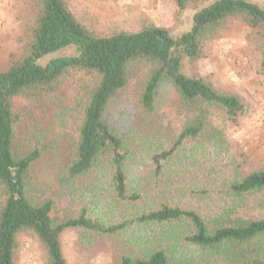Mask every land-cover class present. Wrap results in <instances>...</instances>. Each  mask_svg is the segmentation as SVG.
<instances>
[{"label":"trees","instance_id":"16d2710c","mask_svg":"<svg viewBox=\"0 0 264 264\" xmlns=\"http://www.w3.org/2000/svg\"><path fill=\"white\" fill-rule=\"evenodd\" d=\"M183 8L188 0H174ZM32 22L25 31L22 53L0 71V264H14L16 236L31 230L46 248L47 264H68L60 246L66 228H83L103 235L131 234L119 264H264V217L220 215L211 224L196 209L157 201L149 204L151 186L131 189V142L154 139L138 125L120 126L108 111L118 93L127 85L136 63L147 67L137 103L144 114L155 113L160 87H172L179 98L185 120L167 147L143 151L151 154L153 175L159 176L175 155L190 143L194 150L224 145V132L208 120L210 107L223 110L232 122L244 112V104L233 94L218 91L210 82L184 73L186 61L197 59L204 42L222 24L239 19L262 31L261 67L264 73V7L248 0H215L197 10L190 29L172 35L166 28L146 26L135 32L117 31L98 36L85 28L64 0H30ZM72 48V53L39 60L54 52ZM71 69L85 70L97 77L82 107L74 159L68 175L85 177L98 169L111 168L109 185L99 203L103 207L122 205L129 215L106 224L89 217L84 208L75 217L54 221L53 200L32 203L26 195L31 164L37 148L22 153L14 148L20 115L17 97L33 98L52 90ZM142 147H145L144 144ZM128 162V163H127ZM264 190V167L231 180L228 192L245 198ZM145 204L140 210L139 204ZM189 222L181 237V250L163 233L177 224ZM162 232V233H161Z\"/></svg>","mask_w":264,"mask_h":264},{"label":"rangeland","instance_id":"374dc122","mask_svg":"<svg viewBox=\"0 0 264 264\" xmlns=\"http://www.w3.org/2000/svg\"><path fill=\"white\" fill-rule=\"evenodd\" d=\"M215 0H188L181 8L174 0H64L75 18L91 33L111 35L117 31L135 32L146 26L166 28L176 36L190 29L193 14ZM264 7V0H248ZM30 0H0V71L17 58L24 48L25 31L32 22ZM262 31L239 19H230L208 35L197 59L184 63L185 74L210 82L218 91L239 97L244 112L232 122L222 109L210 107L208 120L224 132V145L194 150L188 143L155 177L151 154L145 149L167 147L179 132L185 116L172 87H160L155 113L148 116L137 100L144 85L147 67L136 63L127 85L118 93L108 111L120 126L138 125L154 139L131 142L129 160L131 189L151 186L149 204L157 201L196 209L211 222L220 215L232 218L264 217V190L245 198L228 192L231 180L264 167V73L261 67ZM72 48L50 53L39 60L72 53ZM97 77L85 70L66 72L52 90L41 96L17 97L15 111L20 115L14 148L22 153L37 148L31 164L26 195L32 203L53 200L54 221L77 216L84 208L89 217L106 224L131 214L122 205L103 207L102 192L109 185L111 168L98 169L85 177L72 179L68 168L74 159L82 107ZM128 127V126H127ZM144 144L145 147H142ZM145 204L137 205L141 209ZM215 222H211L213 224ZM189 222L166 230L174 250H181L182 236ZM162 233V232H161ZM131 234L103 235L83 228H66L60 246L68 264H119ZM170 264L177 257L170 255ZM14 264H47L46 248L31 230L16 236Z\"/></svg>","mask_w":264,"mask_h":264}]
</instances>
